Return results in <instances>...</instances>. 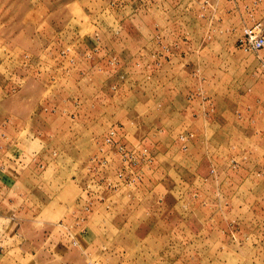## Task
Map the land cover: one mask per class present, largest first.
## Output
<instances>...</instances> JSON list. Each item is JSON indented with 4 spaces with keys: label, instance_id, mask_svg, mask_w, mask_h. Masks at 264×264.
<instances>
[{
    "label": "rangeland",
    "instance_id": "374dc122",
    "mask_svg": "<svg viewBox=\"0 0 264 264\" xmlns=\"http://www.w3.org/2000/svg\"><path fill=\"white\" fill-rule=\"evenodd\" d=\"M251 27L264 0H0V264H264Z\"/></svg>",
    "mask_w": 264,
    "mask_h": 264
},
{
    "label": "built area",
    "instance_id": "2783aa9c",
    "mask_svg": "<svg viewBox=\"0 0 264 264\" xmlns=\"http://www.w3.org/2000/svg\"><path fill=\"white\" fill-rule=\"evenodd\" d=\"M241 46L249 51H257L264 49V36L259 27L247 28L244 31V38L241 40ZM115 131L111 130L110 136L114 135ZM112 139L108 138L111 143Z\"/></svg>",
    "mask_w": 264,
    "mask_h": 264
}]
</instances>
